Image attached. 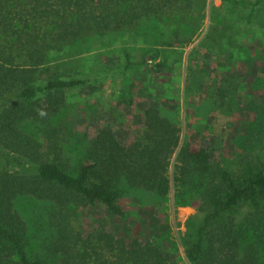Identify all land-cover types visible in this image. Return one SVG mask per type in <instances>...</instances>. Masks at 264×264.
Listing matches in <instances>:
<instances>
[{
	"label": "trees",
	"instance_id": "1",
	"mask_svg": "<svg viewBox=\"0 0 264 264\" xmlns=\"http://www.w3.org/2000/svg\"><path fill=\"white\" fill-rule=\"evenodd\" d=\"M176 2L127 0L121 9L120 0H0V146L21 168L0 169V264H180L152 241L109 231L104 217L89 230L73 223L76 208L97 201L109 213L124 215L118 188L123 179L160 196L171 181L185 190L200 182L196 208L203 217L192 224L186 258L192 264H261L263 156L244 153L235 169L213 164L201 142L180 144V127L149 100L131 137L119 139L110 124L100 125L86 137L76 162L63 149L68 126L53 123L65 104V90L86 80L47 64L50 47L90 31L120 30ZM41 21L52 27L42 36L32 28ZM28 119L44 125L41 139L21 129ZM22 195L51 206L52 230L42 252L28 251L27 221L16 206Z\"/></svg>",
	"mask_w": 264,
	"mask_h": 264
},
{
	"label": "rangeland",
	"instance_id": "2",
	"mask_svg": "<svg viewBox=\"0 0 264 264\" xmlns=\"http://www.w3.org/2000/svg\"><path fill=\"white\" fill-rule=\"evenodd\" d=\"M126 2L120 0L119 7ZM176 5L120 30L90 31L48 49L47 64L86 80L65 90V104L53 120L68 126L62 143L71 162L82 156L86 137L100 125L110 124L119 139L131 137L144 118L146 100L180 127V144L201 142L213 164L235 169L244 153L264 157V0H177ZM32 28L40 36L52 29L42 21ZM43 127L32 119L21 124L38 139ZM12 156L0 146V169L21 170ZM200 187L198 182L180 189L171 181L160 196L123 179L118 188L124 215L109 213L97 201L76 208L73 223L89 230L104 217L109 231L152 241L180 264H192L184 248L192 224L203 217L196 208ZM16 206L27 221L29 253L42 252L52 230L50 204L22 195ZM259 256L264 264V243Z\"/></svg>",
	"mask_w": 264,
	"mask_h": 264
}]
</instances>
